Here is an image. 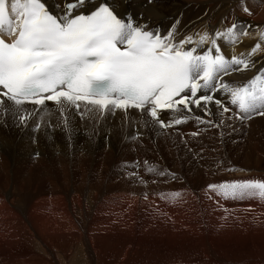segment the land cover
Instances as JSON below:
<instances>
[{
    "label": "bare ground",
    "instance_id": "6f19581e",
    "mask_svg": "<svg viewBox=\"0 0 264 264\" xmlns=\"http://www.w3.org/2000/svg\"><path fill=\"white\" fill-rule=\"evenodd\" d=\"M42 1L53 13L54 4L63 3ZM11 3L6 0L15 23ZM114 4L118 16L130 14L135 24L161 35L175 25V42L193 37L184 48L198 47L196 54L217 30L251 25L247 35L237 29L235 43H217L226 58L254 66L221 79L241 86L264 69V0ZM205 33L209 41L198 46ZM257 43L260 50L250 55ZM215 98L232 109L219 129L197 122L204 114L196 108L161 112L165 123L170 116L190 119L160 129L132 108L82 118L65 105V123L54 102L43 111L24 105L21 114L31 115L23 122L0 107V264H264V199L224 198L208 188L264 180V116L236 119L230 94L220 91ZM0 99L6 100L1 93ZM209 108L213 115L204 119L219 123L217 107ZM182 156L192 168L179 165ZM139 161L142 169L135 167ZM154 163L165 174L150 172ZM118 165L121 182L112 173Z\"/></svg>",
    "mask_w": 264,
    "mask_h": 264
},
{
    "label": "snow or ice",
    "instance_id": "6c2138e0",
    "mask_svg": "<svg viewBox=\"0 0 264 264\" xmlns=\"http://www.w3.org/2000/svg\"><path fill=\"white\" fill-rule=\"evenodd\" d=\"M53 7L55 14L42 0H12L14 23L6 0H0V86L6 90L0 107L21 122L31 115L21 114L24 105L43 111L46 102H54L65 123V105L82 118L93 111L137 109L160 129L190 119V115L170 116L165 123L161 118L164 110L191 114L196 108L204 114L195 117L197 122L219 129L225 124L223 114L232 111L215 98L220 91L229 93L230 104L238 107L234 118L243 121L264 116V69L241 86L230 87L221 79L230 71L254 66L250 60L226 58L217 43L225 38L235 43L237 29L247 35L251 25L234 23L226 32L217 30L208 47L196 54L198 47L184 48L193 43V37L175 42V25L164 35L148 30L135 24L130 14L118 16L113 11L114 0H63ZM243 10L251 14L246 6ZM5 35L12 37L10 42ZM208 41L205 33L195 43L203 46ZM258 50L259 43L250 55ZM211 104L217 107L219 123L204 119L213 115ZM208 188L224 198L264 199L261 179L210 184Z\"/></svg>",
    "mask_w": 264,
    "mask_h": 264
},
{
    "label": "rangeland",
    "instance_id": "374dc122",
    "mask_svg": "<svg viewBox=\"0 0 264 264\" xmlns=\"http://www.w3.org/2000/svg\"><path fill=\"white\" fill-rule=\"evenodd\" d=\"M149 2V1H148ZM40 125L38 124V127H39ZM164 129V128H163ZM185 157L184 156H182V159H183V163H180L179 165H181V167H187V168H192V163H191V161L189 160V159H184ZM169 161H170V159H169ZM151 165H152V163H153V161L152 162H149ZM185 163H188V166L187 165H185ZM129 164H131V162H129ZM144 167V165H143V163L141 162L140 163V161L139 162H137L136 164H135V167L136 168H140V169H142L143 167ZM119 165L118 166H116L113 170H112V173H114V174H118L117 172H118V170H119ZM152 167H154L155 168V170H156V173L157 174H159L160 172H163V171H166V169H165V167L163 166V165H161V164H159L158 163V165H156L155 163L153 164V166ZM154 172V171H153ZM165 174V173H164ZM160 175V174H159ZM112 177H114V176H112ZM118 178H121V177H119V174H118V177L116 178V181L117 182H119L120 180L118 179ZM121 182V181H120Z\"/></svg>",
    "mask_w": 264,
    "mask_h": 264
}]
</instances>
